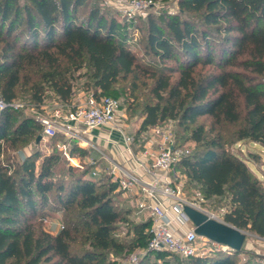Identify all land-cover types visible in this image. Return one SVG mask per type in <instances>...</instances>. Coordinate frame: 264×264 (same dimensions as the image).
Returning a JSON list of instances; mask_svg holds the SVG:
<instances>
[{
    "label": "trees",
    "instance_id": "1",
    "mask_svg": "<svg viewBox=\"0 0 264 264\" xmlns=\"http://www.w3.org/2000/svg\"><path fill=\"white\" fill-rule=\"evenodd\" d=\"M91 1L0 0V96L39 108L49 92L70 104L82 79L97 97L137 99L138 73L145 72L154 99L143 105L138 132L169 120L183 126L182 139L197 148L175 170L204 198L227 199L225 222L264 238V179L229 149L240 140L264 146V0H179V12L150 15L146 52L175 63L157 68L140 62L126 44L137 21L108 17ZM129 76L131 94L120 84ZM205 115L209 126L197 123ZM229 125L235 130L226 131ZM42 134L43 126L21 110L0 112V264H123L137 250L144 254L136 264H264L242 260L251 252L244 246L187 257L151 250V219L135 222L133 240L124 242L115 231L133 207L124 212L114 202L125 192L119 179L89 176L93 165L75 174L59 144L87 160L88 148L57 132L49 153L38 150L15 162L11 152L32 140L42 143ZM181 137L175 142L184 146ZM52 199L62 210L57 232L36 216Z\"/></svg>",
    "mask_w": 264,
    "mask_h": 264
},
{
    "label": "built area",
    "instance_id": "2",
    "mask_svg": "<svg viewBox=\"0 0 264 264\" xmlns=\"http://www.w3.org/2000/svg\"><path fill=\"white\" fill-rule=\"evenodd\" d=\"M127 2L131 10H145L153 5L152 0H119ZM8 107L23 108L24 103L15 100L7 103L0 96V112ZM36 108V107H35ZM121 100L112 96L101 95L97 97L93 93L70 105L64 102L44 103L35 109V119L43 126L42 139H50L57 132L63 133L67 138L75 140L80 146H91L87 134L96 128L110 127L117 130L126 144L125 150L131 154L136 163L134 169H126L120 163L103 154L111 163L110 174L119 179V188L137 196L139 210H146L151 219L152 236L149 241V249L154 251L169 250L183 257L193 255H205L210 247L205 250L206 240L213 245H220L205 237H201L195 231L194 226L187 230L176 228L178 224L192 223L184 212V207L190 205L200 211L206 212L210 217L220 219L214 213L203 208L200 200H189L182 195V190L175 179L178 172L175 170L177 162L190 152L189 148L179 146L175 142V136L171 129L163 125H157L149 130V136L143 149L136 151L135 136L127 134L118 122L122 115ZM68 159L73 161V156L68 152V145L59 144ZM90 163L95 167L96 158H90ZM83 167V164H78ZM142 169L150 178L146 179L137 170ZM101 168L92 171L97 176ZM222 220V219H221ZM136 255L132 256L129 264L137 263Z\"/></svg>",
    "mask_w": 264,
    "mask_h": 264
},
{
    "label": "rangeland",
    "instance_id": "3",
    "mask_svg": "<svg viewBox=\"0 0 264 264\" xmlns=\"http://www.w3.org/2000/svg\"><path fill=\"white\" fill-rule=\"evenodd\" d=\"M92 0L91 2H93ZM179 0H169L168 2H154L153 5L146 8L145 10H131L130 6L127 2L121 3L119 0H96V2L99 3L101 8H103L107 16H115L119 20L123 21H129V20H135L137 21V26L131 28L127 33V46L135 52V54L138 56L140 62L147 64L152 67H159L162 65L165 66H175V63L172 61H166L165 63H160L158 59L155 56L149 55L146 52V32H147V20L150 15L156 16L161 12H171V13H177L180 11ZM177 76V75H176ZM134 78L132 76H129L126 80H123L120 82L121 85H124L127 88L128 94H131V90H133V83ZM137 84L138 88L135 90V94L137 95V99L134 96H124L121 98V106H122V115L120 117V120L118 122V126L121 127L127 134H132L135 136V150H141L144 148V145L148 139L149 136V130H146L143 133H139V127L142 123V111H143V105L154 99L152 93H151V84L152 79L149 78L147 74L143 71H139L138 78H137ZM84 84V80L79 79L75 85L74 88V94L72 97V100L70 102V105L78 103L81 98H85L88 95L91 94L92 90H86ZM49 95L47 98L49 100V103H55L56 100L53 98V95L51 93H47ZM19 101L24 103L23 108H18V110H21L23 114L28 115L30 117H35V106L32 103H29L27 100L19 99ZM197 123H205L207 126L210 125V118L208 116H200L197 119ZM163 126L168 127L171 129L174 133V136L176 138V134L179 135V137H183L186 133L183 128V126L179 125L177 121L175 120H169L168 122L162 124ZM235 130L234 125H229L227 127L228 132H231ZM180 138V140L184 141ZM51 139H42V143L37 144L34 140H32L29 144L21 147L20 149H17L15 151H12L11 154L14 156L13 159L15 162L21 161L25 159L26 156H30L33 153L37 152L38 150L41 152L42 156L44 154H47L51 151L52 146ZM184 147H187L191 150V153H193L197 146L194 142L191 141H184ZM85 147V145H82ZM85 148H88L90 150L89 158H94L97 153L95 149L91 146H86ZM229 149L232 150L235 154H238L242 156L243 158L247 159L248 165L256 172V174L264 179V146H262L260 143L251 141V140H240L233 142ZM42 156L37 159V164L42 159ZM83 158V157H82ZM84 159V158H83ZM105 162L104 164H101V168H103L97 176L92 175V168L89 173V176H93L94 178L100 177L102 174H110V168L111 163L102 158ZM66 163H70L73 166V172L75 174L80 173L85 168L92 166L90 161H87L85 164H83V167H77L72 161H67L65 159ZM105 167V168H104ZM68 179H65L67 182ZM175 183L178 184L182 190V195L189 199V200H195L198 199L201 202V205L203 208L207 209L208 211L214 213L216 216H218L220 219L223 220V214L226 212L228 206H227V199L226 198H218V199H206L204 198V195L200 191V189L194 185L190 184L188 182V179L183 171L178 172V177L175 179ZM54 198V197H53ZM114 202L118 205V208L124 211L126 207L131 206L133 207V210H131L130 214L126 216V221H122L118 223L117 229L115 231V234L123 240L124 242H131L134 238V232L132 230L133 224L135 222H140V220H144L141 216L139 217L138 214H136L137 207L134 205V203L131 201V197L127 193L121 194V196H118ZM125 212V211H124ZM122 212V214L124 213ZM125 214V213H124ZM61 215L62 210L57 206V201L51 200L46 206L40 205L37 213V218L40 220V222L43 223L44 228L46 230H50L53 232H57L59 229L63 227V223L61 221ZM125 216V215H124ZM150 218L147 217L144 221L149 220ZM191 224V223H190ZM247 231V241L244 244V248L246 250L251 251L250 253H243L241 254L242 260H249L253 259L260 260L264 262V255H262L263 250L259 248H264V240L258 238L259 236L255 233ZM204 242V243H203ZM201 243L204 244L205 250L208 249V247L212 246L208 253H213L217 250L226 249L227 247L223 245H213L208 241L202 240ZM207 253V254H208ZM143 252L140 250H137L135 253H133L131 256L127 258H123L122 263L123 264H129L132 256L136 255L137 260H141L143 257ZM259 257V258H258ZM153 260V257H152ZM137 261V262H138ZM173 264H178L176 261H173ZM187 264V263H186Z\"/></svg>",
    "mask_w": 264,
    "mask_h": 264
},
{
    "label": "crops",
    "instance_id": "4",
    "mask_svg": "<svg viewBox=\"0 0 264 264\" xmlns=\"http://www.w3.org/2000/svg\"><path fill=\"white\" fill-rule=\"evenodd\" d=\"M82 99H84V98H81V100ZM87 135H88L91 143H93L96 147H98V149H95L97 155L94 157V158H96L97 163H96L95 167L94 166L92 167V170L101 168V164L105 163L102 158H104L105 160H107L109 162V160L103 154H106L108 157L113 158V160L120 163L126 169H134L136 167V163L132 159L131 154H129L125 150L126 144L123 140L122 135L117 130H113L110 127H100V128H96L95 130H93L91 133H89ZM81 147H84V146H81ZM136 151H138V150H136ZM73 161L72 162L75 165H77V167H78V164H85L87 161H90V158L87 160V159H83L82 157H75L74 156ZM101 169H103V168H101ZM136 170L141 175H143L144 178H146V179L150 178V176L145 174L141 168L140 169L136 168ZM125 193H127L131 197V201L137 207L136 214H138L140 218L142 216V218L144 220L147 217H149V214L146 210H139L138 205H137V196L130 194L128 192H125ZM144 220H140V222L144 221ZM192 226H193V224L192 223L190 224V222H188V223H184V224H178V226H175V227L177 229L180 228L181 230H187ZM258 238L264 240L263 237L259 236ZM246 241H247V238L245 240V243H246ZM259 249L263 250L262 255H264V248H259Z\"/></svg>",
    "mask_w": 264,
    "mask_h": 264
},
{
    "label": "water",
    "instance_id": "5",
    "mask_svg": "<svg viewBox=\"0 0 264 264\" xmlns=\"http://www.w3.org/2000/svg\"><path fill=\"white\" fill-rule=\"evenodd\" d=\"M41 138L42 136L39 135L37 142ZM184 212L192 222L199 236L233 250H242L247 238V231L239 229L224 220L212 218L206 212L200 211L190 205L184 207Z\"/></svg>",
    "mask_w": 264,
    "mask_h": 264
}]
</instances>
